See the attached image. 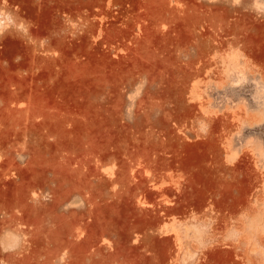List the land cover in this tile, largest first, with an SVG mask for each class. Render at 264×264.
Returning <instances> with one entry per match:
<instances>
[{
  "label": "rangeland",
  "instance_id": "374dc122",
  "mask_svg": "<svg viewBox=\"0 0 264 264\" xmlns=\"http://www.w3.org/2000/svg\"><path fill=\"white\" fill-rule=\"evenodd\" d=\"M0 264H264V0H0Z\"/></svg>",
  "mask_w": 264,
  "mask_h": 264
}]
</instances>
